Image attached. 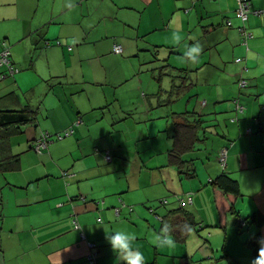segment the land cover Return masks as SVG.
Returning a JSON list of instances; mask_svg holds the SVG:
<instances>
[{
  "label": "crops",
  "instance_id": "obj_1",
  "mask_svg": "<svg viewBox=\"0 0 264 264\" xmlns=\"http://www.w3.org/2000/svg\"><path fill=\"white\" fill-rule=\"evenodd\" d=\"M249 1L256 11L245 24L246 48L235 0H0V40L6 38L20 70L0 80V95L14 91L11 109L27 104L37 110L23 127L27 148L0 171V264H89L91 254L95 264H121L105 239L116 230L136 236L133 248L144 264L189 258L207 264L221 256L224 243L229 257L216 264H252L257 255L242 246L236 230L218 228L205 184L222 172L212 153L226 144L224 171L242 193L236 209L264 219V0ZM114 42L121 53L111 52ZM197 42L198 61L186 63V46ZM139 52H145L141 61ZM236 56H246L243 70ZM26 77L31 85L23 84ZM240 77L249 80L246 88H238ZM230 99L240 101L242 112L229 110ZM185 111L190 119L215 123L184 154L200 159L192 178L167 159V127L174 113ZM71 125L70 137L48 144L42 154L32 150L42 132ZM186 193L192 204L177 213V197ZM164 224L172 227L173 247H157L151 239ZM257 232L252 227L247 234ZM259 232L264 239V223Z\"/></svg>",
  "mask_w": 264,
  "mask_h": 264
},
{
  "label": "trees",
  "instance_id": "obj_2",
  "mask_svg": "<svg viewBox=\"0 0 264 264\" xmlns=\"http://www.w3.org/2000/svg\"><path fill=\"white\" fill-rule=\"evenodd\" d=\"M235 1H236V6L233 9V13L240 20V24L237 26V30L241 37L240 40L241 44H243L245 43L242 42L244 41L243 40L244 35L247 33V29L245 25L246 21L248 20L249 14L256 10H252L250 4L246 18L243 19L237 13L238 0ZM258 14H263V13H258ZM225 25L227 27L231 26L232 25L231 21L227 19ZM54 44L58 46L62 45L60 40L57 39L55 40ZM118 45L120 46V51L116 52L115 47ZM49 46L51 45H49L48 42H45V47H49ZM65 46L68 50L72 48L71 44H66ZM244 46H246V48H249L247 44ZM4 47L8 51V57L10 60V65L13 68V72L11 74L6 67L0 66V80H4L5 78L14 76L15 73H18L20 71L19 68L16 67L11 62L10 46L6 38L0 40V52L5 49ZM246 48L245 50L247 51L248 49ZM111 51L114 54L121 53L122 51L121 44H119L118 42H114L112 44ZM151 53L156 54L154 50ZM155 58L156 60H159L157 56L154 57L153 59ZM235 59L240 61L241 70H243V67L246 66L245 65L246 56H236L234 60ZM162 65L158 67L159 70L166 68L168 66V64H165L164 66ZM180 70L176 71V73L179 74V76L185 74V72H181ZM241 81H244L243 85L240 84ZM248 84H249V80L247 78L240 77L237 80V86L239 89L246 88ZM189 87H191V84L186 85L182 91L186 92V89ZM15 94L16 93L14 91H9L6 94L0 95V171H4L8 169L11 165H13L15 162L18 161L17 158L18 154L11 152L10 137L20 134L23 131V127L32 124L35 120V115L37 112V110L29 108L27 104H24V106L21 108L11 109L9 104L13 100H15ZM16 100H18V97ZM228 106L230 107L229 110L231 112L237 114L242 112L243 110L242 104L237 99L236 100L230 99L228 101ZM187 113L189 112L185 111L182 113H174L173 120L169 123V126L167 127V132H170V140H171V147L168 150L167 159L169 164L172 165L182 177L192 178L196 175V161L198 158L185 157L184 154L193 152L196 149V145L198 144V142H200L203 139L206 130L205 128H208L214 125L215 123L208 124L206 120L205 122H203V119L201 118H204V116L196 115V118L190 119V115H188ZM127 116L128 115L126 114V116H124L120 120L119 119L113 120L111 122L112 127L116 123H120L123 120H125ZM45 133L48 132L46 131ZM36 140L37 139H35L31 144L32 149L34 148L33 145L36 142ZM223 149H226V154H227L226 144H222L221 146H219V149L216 153H212L214 158H216L217 164H219L220 168L222 169V172L213 179L208 178V180L205 183L206 185H209L212 189L213 203L219 219L218 228L221 229L224 233L228 229L236 230L237 235L240 241L242 242V246L248 248L253 255H257L260 249V244L258 243V241L261 240L259 230L264 223V219L262 218V216L260 217L258 213H254L249 216H243L236 209V204L240 203L242 200L241 199L242 193L240 192L238 181L232 178L231 176H229L228 174H226L224 171L226 167V154H225V159L222 160L221 151ZM104 157L106 158V160H112L111 154L108 151L104 152ZM177 199H178L177 202L179 205V209L176 210V212L185 213V211L183 210L184 205L189 206L192 204L191 193H186L184 197L182 198L177 197ZM180 199H182V202ZM121 206H125V205L121 203ZM115 211H118V214H116ZM119 212H120V208H114V213L116 216L119 215ZM149 213L154 220L159 221L160 223L163 221V217L156 214L154 209H149ZM252 227L256 228L258 232L253 235H248L247 233L249 232V229ZM181 237L182 239H184L185 235ZM225 252L226 251H225V243H224L221 251L222 257L221 256L219 258L213 257L211 261H207V264H216V262L220 261L221 259L229 257V255H227V253ZM201 261L202 260H199L198 262ZM180 263L193 264L194 262L192 261L191 258H189L188 260L181 259Z\"/></svg>",
  "mask_w": 264,
  "mask_h": 264
},
{
  "label": "clouds",
  "instance_id": "obj_3",
  "mask_svg": "<svg viewBox=\"0 0 264 264\" xmlns=\"http://www.w3.org/2000/svg\"><path fill=\"white\" fill-rule=\"evenodd\" d=\"M179 39V37H177ZM187 50L184 53L186 63H195L202 51V46L197 42L191 46H186ZM172 227L169 224H164L159 232L152 233L151 239L157 247H173L174 239L171 236ZM110 245L113 253H116V258L121 264H144V256L138 250L133 248V242L136 239L134 234L123 230H116L114 233L105 237ZM260 249L256 259L252 264H264V239L258 241Z\"/></svg>",
  "mask_w": 264,
  "mask_h": 264
},
{
  "label": "built area",
  "instance_id": "obj_4",
  "mask_svg": "<svg viewBox=\"0 0 264 264\" xmlns=\"http://www.w3.org/2000/svg\"><path fill=\"white\" fill-rule=\"evenodd\" d=\"M249 7H250V2L249 1H247V0L246 1L245 0H238V7H237V13H238V15L241 16L243 19L246 18V15L248 13V8ZM2 45H3V43H2ZM115 50H116V52L117 51H120V46L119 45L116 46L115 47ZM0 66L6 67L8 69V71H10V73L12 74L13 68L10 65V60H9V57H8V51H7L6 48L0 52ZM243 83H244V81H241L240 82V84H242V85H243ZM71 132H72V129L66 130L63 133H57L55 135V138L61 139V138H63L64 136L68 135ZM50 141H51V135H49L48 133H43V134H41V136L34 143V145H33L34 148L33 149L37 153H42L46 149L47 144ZM225 154H226V149H223L221 151V155H222L221 158H222V160L225 159ZM187 196H188V194H187ZM180 200L182 202V199H180ZM115 213L118 214V211H115ZM72 224H73V228L79 229V226L77 225L76 220L72 221ZM94 258H95V255L94 254H91L90 256H88V262H89V264H95V259Z\"/></svg>",
  "mask_w": 264,
  "mask_h": 264
},
{
  "label": "rangeland",
  "instance_id": "obj_5",
  "mask_svg": "<svg viewBox=\"0 0 264 264\" xmlns=\"http://www.w3.org/2000/svg\"><path fill=\"white\" fill-rule=\"evenodd\" d=\"M112 52V51H111ZM113 53V52H112ZM145 58V52L143 53V52H139V54H138V56H137V60H139V61H141V60H143ZM85 70H88L87 69V67H85ZM20 72V71H19ZM18 72V73H19ZM18 73H15V75H17ZM27 79L24 81V85H31L32 84V81H31V78L30 77H26ZM8 79H11L12 80V77L10 76V77H8V78H6L4 81H6V80H8ZM26 83V84H25ZM21 92V91H20ZM31 95V94H30ZM27 97H28V99H29V101H30V103H32V105H35V101L37 100V98L35 97V96H33V95H31V96H29V95H27ZM80 122V120L79 119H77L75 122H74V124L73 125H76V126H78L79 124V122ZM73 125H71V126H69V127H67V128H65L64 130H62V131H60V132H57V133H63V132H65L66 130H69V129H72V132L71 133H69L68 135H66V136H64L63 138H61V139H57V138H55V135L57 134V133H55V134H51L52 136H51V141L48 143V144H51V143H53V142H56V141H62V140H64L65 138H67L68 136L70 137V135H72V133L74 132V128H73ZM43 133H45V132H43ZM26 136H27V134L25 133V132H22V133H20V134H17V135H14V136H12V137H10V144H11V152L12 153H20L21 151H23V150H25L26 148H27V140H26ZM50 140V139H49ZM47 144V145H48ZM33 150V149H32ZM34 151V150H33ZM46 151V149L43 151V153ZM35 152V151H34ZM36 153V152H35ZM36 154H38L39 155V153H36ZM10 173H11V171H7V174H8V177H10ZM245 204H247L246 202H245Z\"/></svg>",
  "mask_w": 264,
  "mask_h": 264
}]
</instances>
